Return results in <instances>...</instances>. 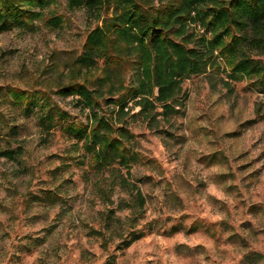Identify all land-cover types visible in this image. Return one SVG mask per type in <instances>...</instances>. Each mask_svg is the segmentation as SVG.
I'll use <instances>...</instances> for the list:
<instances>
[{"label":"rangeland","instance_id":"374dc122","mask_svg":"<svg viewBox=\"0 0 264 264\" xmlns=\"http://www.w3.org/2000/svg\"><path fill=\"white\" fill-rule=\"evenodd\" d=\"M52 14L63 18L58 29L0 35L2 147L25 151L19 161L0 158V264H264V94L240 77L225 76L229 88H213L204 76L185 82L186 108L172 127H131V182L145 206L135 211L136 193L119 188L105 204L99 176L77 163L79 154H67L71 143L41 129L37 108L27 116L6 95L44 92L87 122L88 111L56 92L73 80L71 67L93 26L66 0H56ZM10 126L19 128L17 139ZM47 191L60 196L55 205L34 199ZM119 206L127 208L116 212L122 228H113L122 237L116 233L106 245L96 232L105 212ZM132 232L141 237L123 247Z\"/></svg>","mask_w":264,"mask_h":264},{"label":"trees","instance_id":"16d2710c","mask_svg":"<svg viewBox=\"0 0 264 264\" xmlns=\"http://www.w3.org/2000/svg\"><path fill=\"white\" fill-rule=\"evenodd\" d=\"M55 3L0 0V35L34 32L39 25L60 28L62 16H48ZM66 4L69 10H84L93 27L71 67L73 80L56 93L72 98L79 112L88 111L87 122L76 121L44 92L8 89L6 95L27 116L37 108L41 129L49 135L57 130L71 143L67 154H79L82 160L77 163L99 176L96 189L105 204L113 203L119 188L136 193L137 211L145 199L131 182L137 160L131 130L135 123L155 132L171 126L186 108L184 83L196 77H206L213 88L217 84L229 88L225 76L240 77L264 94V0H66ZM9 134L17 139L19 128L10 126ZM2 142L0 136V158L19 161L24 156L21 144L2 147ZM60 171L52 173L57 176ZM59 198L47 191L45 197L34 199L55 205ZM125 209L105 212L96 235L106 245L114 234L122 237L113 225L122 228L116 212ZM140 237L128 233L121 243L127 248Z\"/></svg>","mask_w":264,"mask_h":264}]
</instances>
